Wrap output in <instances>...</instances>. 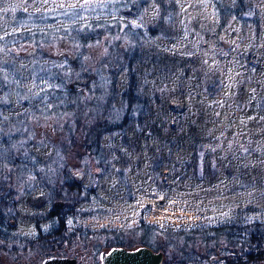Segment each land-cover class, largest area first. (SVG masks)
I'll return each mask as SVG.
<instances>
[{"label": "rangeland", "instance_id": "obj_1", "mask_svg": "<svg viewBox=\"0 0 264 264\" xmlns=\"http://www.w3.org/2000/svg\"><path fill=\"white\" fill-rule=\"evenodd\" d=\"M122 1L0 0V35L42 23L59 26L120 17ZM171 2L177 9L169 19L163 12ZM163 3L164 9L155 0L129 20L132 27L153 31L144 40L143 60L132 70L138 94L148 102L146 111L125 131L103 136L99 159H66L67 181L80 175L77 181L85 190L73 206V198L63 201L75 213L68 225L93 237L65 243L61 253L48 256L45 252L53 244L24 247L9 242L0 264H40L60 255L78 264H101V253L93 248L104 235L110 239L120 234L130 242L139 241L136 229L141 225L169 230L264 219V0ZM33 56L15 55L23 96L3 100L5 119L21 115L23 103L32 105L52 84L39 79L40 72L24 68ZM63 56L51 53L48 62L59 63ZM129 75H120L119 94ZM7 123L0 122L1 145L10 136L1 132ZM51 125V119L34 117L33 132L17 131L19 144L12 150L24 157L23 168L0 165V214L9 216L1 199L12 192L8 199L16 201L20 216L12 217L11 222L17 221L12 233L26 240L50 228L43 214L53 202H62L56 199L60 193L67 197L58 190L57 166L64 161L51 144L56 138ZM31 136L34 143L27 149ZM1 152L0 161L5 162ZM90 189L94 192L87 194ZM219 248L207 253L201 247L196 262L188 264H224L229 253Z\"/></svg>", "mask_w": 264, "mask_h": 264}, {"label": "trees", "instance_id": "obj_2", "mask_svg": "<svg viewBox=\"0 0 264 264\" xmlns=\"http://www.w3.org/2000/svg\"><path fill=\"white\" fill-rule=\"evenodd\" d=\"M157 1L162 9L166 8L164 0ZM151 2L153 0H123L118 4L121 8L120 17L111 19H92L59 26L42 23L39 27L0 35V122L9 121L1 132L10 135V139H4V145L0 142V151L5 160L0 161V165L10 164L22 169L24 157L12 151L13 146L19 144L17 131L33 132L30 125L34 117L51 119L50 129H53L56 136L55 139H50L51 144L60 152L64 161L62 167L57 166L58 190L67 194V197L62 198L60 193L59 199H56L62 202L52 201L51 208L43 214L47 223H50V228L46 232H39L31 240L13 235L12 224L17 223L16 220L11 222L12 217L17 218L15 202L10 203L11 199H8L12 197V192L5 194L1 205H4L5 198L8 199L7 209L10 214H0V254L7 253L9 242L23 244L24 247L50 243L53 244L52 248L45 252L48 256L61 253L65 243L77 239L86 241L93 237L92 233L82 232L73 223L72 226L68 225L71 218L75 221V213L70 205L65 204L69 202L66 200L73 198V206L80 202L79 197L85 190L76 179L73 182L67 181L69 174L66 159L67 156L75 158L77 162L99 159L103 136L125 131L135 120H140L146 111L148 102L138 94L132 70L143 60L144 40L153 31L150 28L141 30L132 27L129 20L140 16ZM171 4L163 12L169 19L173 18L177 9L175 3ZM17 53L29 56L33 54L34 61H26L24 68L40 72L38 78L46 79L52 84L36 97L32 105L23 103L26 109L21 115L5 119L2 117L3 100H9L13 96L20 99L23 96L20 94L21 85L16 79L20 75V64L15 57ZM51 53L65 56L59 63L48 62ZM126 71L130 73L129 79L125 89L119 94L118 80ZM32 139L34 138L31 136L25 148L28 149L34 143ZM26 162V165L30 164L29 159ZM38 164L47 167L46 162ZM93 192L90 189L87 194ZM240 223L195 225L169 230L141 225L136 229L141 233L139 241L132 238L130 242L125 241L120 234H115L110 239L104 235L93 249L99 254L114 247L132 248L138 244L153 251H161L164 255L163 264H188L196 262L195 258L199 257L201 247H205L207 253L220 247V253H229L224 258V264H264V219H253L243 225ZM152 236L156 239L155 245L151 241Z\"/></svg>", "mask_w": 264, "mask_h": 264}, {"label": "water", "instance_id": "obj_3", "mask_svg": "<svg viewBox=\"0 0 264 264\" xmlns=\"http://www.w3.org/2000/svg\"><path fill=\"white\" fill-rule=\"evenodd\" d=\"M81 179L77 175V180ZM164 255L161 251H153L147 246L136 248L114 247L108 251H102L101 264H162ZM40 264H78L73 257L50 256L44 258Z\"/></svg>", "mask_w": 264, "mask_h": 264}, {"label": "flooded vegetation", "instance_id": "obj_4", "mask_svg": "<svg viewBox=\"0 0 264 264\" xmlns=\"http://www.w3.org/2000/svg\"><path fill=\"white\" fill-rule=\"evenodd\" d=\"M4 190H6V189H4ZM9 192H10V191H9ZM7 193H8V191H7L5 194L8 195ZM15 202H16V201H15ZM2 206H3V209H4V210H6V209L9 207L8 203L6 202V200H5V202H4V205H2ZM0 212H1V210H0ZM15 213H16L15 215H17V217H20L19 214H18V212L16 211V209H15Z\"/></svg>", "mask_w": 264, "mask_h": 264}, {"label": "snow or ice", "instance_id": "obj_5", "mask_svg": "<svg viewBox=\"0 0 264 264\" xmlns=\"http://www.w3.org/2000/svg\"><path fill=\"white\" fill-rule=\"evenodd\" d=\"M153 2H155V0H153ZM130 23H132V22H130ZM136 26H141V25H136Z\"/></svg>", "mask_w": 264, "mask_h": 264}]
</instances>
